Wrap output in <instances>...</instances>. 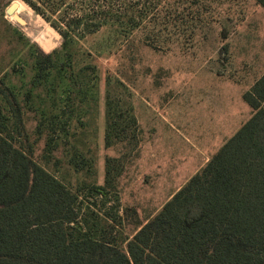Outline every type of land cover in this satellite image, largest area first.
<instances>
[{
	"label": "rangeland",
	"instance_id": "rangeland-1",
	"mask_svg": "<svg viewBox=\"0 0 264 264\" xmlns=\"http://www.w3.org/2000/svg\"><path fill=\"white\" fill-rule=\"evenodd\" d=\"M13 1L22 22L6 13ZM65 1L69 13L89 12V0ZM161 1L123 0L119 25L74 33L63 47L22 0H0V133L74 192L93 235L120 249L182 183L198 148H217L247 120L240 92L264 70V8L255 0ZM141 18L169 40L153 45ZM190 25L191 37H178ZM39 51L50 56L42 71ZM218 122L230 131L219 133Z\"/></svg>",
	"mask_w": 264,
	"mask_h": 264
},
{
	"label": "trees",
	"instance_id": "trees-1",
	"mask_svg": "<svg viewBox=\"0 0 264 264\" xmlns=\"http://www.w3.org/2000/svg\"><path fill=\"white\" fill-rule=\"evenodd\" d=\"M22 1L49 22L63 47L74 33L122 19L123 0H89L82 15L69 13L65 0ZM255 1L264 8V0ZM164 7L152 14L155 28ZM139 24L149 30L142 18ZM187 30L178 37H191L192 25ZM146 36L153 45L169 40L162 27ZM49 59L39 51L37 69ZM242 97L252 116L139 225L125 249L95 237L78 196L0 133V264H264V74ZM107 105L108 144L114 111Z\"/></svg>",
	"mask_w": 264,
	"mask_h": 264
},
{
	"label": "crops",
	"instance_id": "crops-1",
	"mask_svg": "<svg viewBox=\"0 0 264 264\" xmlns=\"http://www.w3.org/2000/svg\"><path fill=\"white\" fill-rule=\"evenodd\" d=\"M264 74V70L257 76V77H255L253 80L251 79H246V89H244V90H241V92H240V98L244 101V104L248 107V109H249V115L247 116V120L252 116V114H253V112H254V110L247 104V102L243 99V97H242V95H243V93L244 92H246V91H248V90H250L251 88H252V86L254 85V83L262 76ZM236 83H238V84H242V82L241 81H235ZM221 113V112H220ZM220 113H219V118H220ZM246 120V121H247ZM165 121V120H164ZM245 121V122H246ZM244 122V120L241 122V126L245 123ZM218 126H217V131H219V133L220 132H222L223 130H229L230 131V127H229V129H227V127L228 126H230L228 123H226V125L225 126H223L222 127V125L218 122ZM168 126H171L172 128H175L174 127V125L171 123V122H169L168 124H167ZM240 126V127H241ZM239 127V128H240ZM238 128V129H239ZM175 130H177L178 131V129L177 128H175ZM216 130V129H215ZM218 133V132H217ZM216 133V134H217ZM228 138H230V137H225V138H223L222 136L220 137V144L218 145V147H220L224 142H226V140L228 139ZM224 139V140H223ZM222 140H223V142H222ZM214 143H216V142H214ZM214 143H209L208 144V146L206 145V146H204L202 149L201 148H198L199 150H198V154H199V160H198V162L193 166V168L191 169V171L187 174V176H185V178H184V180L182 181V183H180V184H178L177 186H175L171 191H169V193L172 195L173 193H175L195 172H197L208 160H209V158L214 154V152H216V150H217V148L214 150V149H212V146H213V144ZM204 149V150H203ZM214 150V151H213ZM202 154H203V156H202ZM201 161V162H200Z\"/></svg>",
	"mask_w": 264,
	"mask_h": 264
},
{
	"label": "water",
	"instance_id": "water-1",
	"mask_svg": "<svg viewBox=\"0 0 264 264\" xmlns=\"http://www.w3.org/2000/svg\"><path fill=\"white\" fill-rule=\"evenodd\" d=\"M18 7V3L16 1H13L6 9V13L9 16H13L17 21H23L15 12V10Z\"/></svg>",
	"mask_w": 264,
	"mask_h": 264
}]
</instances>
